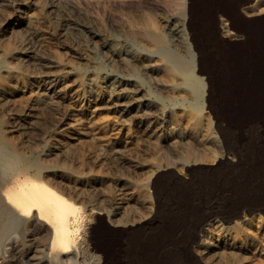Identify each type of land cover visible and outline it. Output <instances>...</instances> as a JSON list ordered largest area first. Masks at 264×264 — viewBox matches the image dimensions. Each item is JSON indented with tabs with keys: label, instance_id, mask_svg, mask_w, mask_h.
Listing matches in <instances>:
<instances>
[{
	"label": "rangeland",
	"instance_id": "obj_1",
	"mask_svg": "<svg viewBox=\"0 0 264 264\" xmlns=\"http://www.w3.org/2000/svg\"><path fill=\"white\" fill-rule=\"evenodd\" d=\"M246 1L0 0L2 138L85 215L77 248L49 255L38 220L0 264H264V0Z\"/></svg>",
	"mask_w": 264,
	"mask_h": 264
},
{
	"label": "bare ground",
	"instance_id": "obj_2",
	"mask_svg": "<svg viewBox=\"0 0 264 264\" xmlns=\"http://www.w3.org/2000/svg\"><path fill=\"white\" fill-rule=\"evenodd\" d=\"M181 4L183 5L182 2ZM147 38L153 42V44L157 46L159 52L163 53L167 60L175 64L181 72L186 71L192 66L193 52L190 58L185 62L169 49L162 35L153 31L147 33ZM186 85L189 86L195 94L193 108L200 109V98L204 93L203 89H205V84L202 86L201 82L195 76L191 75L186 79ZM6 143L7 142L2 138L0 130V249L4 248L5 245L12 244L11 253L16 259L14 260L18 262L21 257L15 256L19 249L18 245H16V239L18 235L21 237L20 240L25 238L27 234L36 236L35 227L38 220L44 221L50 225V230H46L48 231L46 233L49 238V255L52 254L54 257H57L60 252H65L71 247L75 248L78 244V237L80 235L79 229L84 224L83 220L85 215L82 207L46 182L32 179L30 176L26 175L25 172L41 165L39 160L37 158L31 159L21 156L13 146ZM22 176L24 177L23 179ZM154 181H156V179ZM255 210L254 207H247L249 214ZM235 214H239V211H236ZM144 222L145 227L152 223V221ZM41 237L43 238V236ZM27 239L30 240L29 238ZM187 242L188 241H186V245L189 243ZM27 243L32 248L35 247V244H32L31 240ZM26 254V256L29 255L28 252ZM23 261L29 264L28 259ZM100 262L99 260L97 264H100Z\"/></svg>",
	"mask_w": 264,
	"mask_h": 264
},
{
	"label": "crops",
	"instance_id": "obj_3",
	"mask_svg": "<svg viewBox=\"0 0 264 264\" xmlns=\"http://www.w3.org/2000/svg\"><path fill=\"white\" fill-rule=\"evenodd\" d=\"M253 1H255V0H248V1H246L245 3H241L240 5H245V4H250L251 2H253ZM249 10V9H248Z\"/></svg>",
	"mask_w": 264,
	"mask_h": 264
}]
</instances>
